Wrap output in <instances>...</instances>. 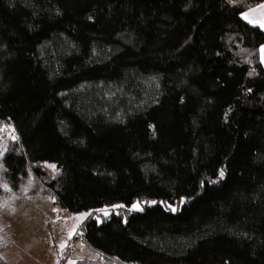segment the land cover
I'll use <instances>...</instances> for the list:
<instances>
[{
	"label": "trees",
	"instance_id": "obj_1",
	"mask_svg": "<svg viewBox=\"0 0 264 264\" xmlns=\"http://www.w3.org/2000/svg\"><path fill=\"white\" fill-rule=\"evenodd\" d=\"M262 3L0 0V210L121 205L70 264H264Z\"/></svg>",
	"mask_w": 264,
	"mask_h": 264
},
{
	"label": "rangeland",
	"instance_id": "obj_2",
	"mask_svg": "<svg viewBox=\"0 0 264 264\" xmlns=\"http://www.w3.org/2000/svg\"><path fill=\"white\" fill-rule=\"evenodd\" d=\"M120 206L104 207L98 213H71L36 192L14 197L0 210V257L6 264H70V254L78 240L71 238L79 224L90 215L101 221L118 212ZM128 208L142 207L134 203Z\"/></svg>",
	"mask_w": 264,
	"mask_h": 264
},
{
	"label": "crops",
	"instance_id": "obj_3",
	"mask_svg": "<svg viewBox=\"0 0 264 264\" xmlns=\"http://www.w3.org/2000/svg\"><path fill=\"white\" fill-rule=\"evenodd\" d=\"M245 16L248 18L245 19ZM241 17L245 22L248 24L258 26L260 29L264 31V27H262V23H264V3L257 5L241 14ZM251 21V22H250ZM264 49V45L261 46L259 55H260V62L264 68V52L261 51Z\"/></svg>",
	"mask_w": 264,
	"mask_h": 264
},
{
	"label": "water",
	"instance_id": "obj_4",
	"mask_svg": "<svg viewBox=\"0 0 264 264\" xmlns=\"http://www.w3.org/2000/svg\"><path fill=\"white\" fill-rule=\"evenodd\" d=\"M89 256L90 258H98V255H93L89 252L85 244L81 240H77L74 244V250L71 254V258Z\"/></svg>",
	"mask_w": 264,
	"mask_h": 264
},
{
	"label": "snow or ice",
	"instance_id": "obj_5",
	"mask_svg": "<svg viewBox=\"0 0 264 264\" xmlns=\"http://www.w3.org/2000/svg\"><path fill=\"white\" fill-rule=\"evenodd\" d=\"M248 17L247 16H245V19H247ZM251 22V21H250ZM262 27H264V23H262V25H261ZM261 51L262 52H264V49H261ZM13 139H15L16 137L15 136H13L12 137ZM51 167H55L54 165H52ZM221 176H223V172H221ZM5 187H7L6 185H5ZM107 214V213H106ZM61 247H63V245H61Z\"/></svg>",
	"mask_w": 264,
	"mask_h": 264
}]
</instances>
